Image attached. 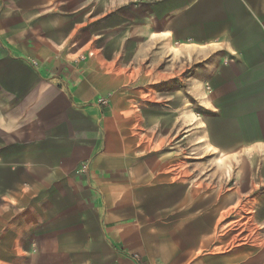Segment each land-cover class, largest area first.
Here are the masks:
<instances>
[{
	"label": "crops",
	"instance_id": "crops-1",
	"mask_svg": "<svg viewBox=\"0 0 264 264\" xmlns=\"http://www.w3.org/2000/svg\"><path fill=\"white\" fill-rule=\"evenodd\" d=\"M167 48L176 61L186 54L191 86L208 87L206 139L226 149L236 189L255 197L264 226V0H0V264H71L62 215L80 205L87 186L117 195L124 178L134 186L164 178L166 131L146 111L166 119L168 96L150 90L181 81L178 68L160 70L143 88L149 103L141 124L115 122L121 98L134 106L129 70L153 68L147 54ZM107 95L109 104L99 105ZM193 125L185 120L187 134ZM139 132L144 140L158 134L155 150L147 141L136 149ZM84 163L87 174L76 175ZM122 232L106 235L117 244ZM143 240L165 255L161 236Z\"/></svg>",
	"mask_w": 264,
	"mask_h": 264
},
{
	"label": "rangeland",
	"instance_id": "rangeland-1",
	"mask_svg": "<svg viewBox=\"0 0 264 264\" xmlns=\"http://www.w3.org/2000/svg\"><path fill=\"white\" fill-rule=\"evenodd\" d=\"M166 50L147 54V60L155 62L153 68L129 70L128 84L136 89L130 99L134 106L128 110L127 100L121 98L115 122L127 125L136 118L135 123L141 124L143 107L148 109L149 103L142 97L143 88L158 77L160 70L169 73L178 68L181 81L168 78L160 88L157 85L150 90L156 93L161 89L168 96L162 101L167 105L163 110L166 119H159L152 109L146 111L147 117L156 116V123L161 122L166 131L161 134L166 136L161 152L166 155L161 162L166 165L165 176L146 186L142 181L134 186L124 178L117 195L110 188L104 193L87 186L78 200L80 205L69 207L62 215L71 236L70 244L64 245L65 254L69 252L71 264H264V226L256 219V199L239 193L238 182L233 180L234 167L226 168V149L214 148L202 127L209 113L201 96L208 87L191 86L186 80L191 71L189 59L185 63L186 54H176V61L174 49ZM122 56L130 59L132 54ZM141 56L134 54V61L143 66ZM202 67L200 63V74L204 72ZM123 79L121 75L120 83ZM175 91L182 92L180 100L169 99V93ZM192 92L200 99L196 100ZM175 105H181L180 113ZM185 120H194L189 134ZM135 136L137 150L142 151L146 141L147 148L155 150L153 137L158 134H151L149 140H144L140 132ZM169 200L172 203L163 204ZM109 216L120 220L104 224ZM118 228L123 232L115 244L106 234ZM146 233L161 236L164 256L155 247L146 246Z\"/></svg>",
	"mask_w": 264,
	"mask_h": 264
},
{
	"label": "built area",
	"instance_id": "built-area-1",
	"mask_svg": "<svg viewBox=\"0 0 264 264\" xmlns=\"http://www.w3.org/2000/svg\"><path fill=\"white\" fill-rule=\"evenodd\" d=\"M84 60H85V57H84V56H80V57L76 60V62H82V61H84ZM34 65H37V62H34ZM110 97H111L110 95H107V96H105V97H101V98H99V99L97 100V103H98L99 105H108L109 102H110ZM88 169H89L88 164L84 163V164H82V165L79 167V169L76 171V175H78V176H84V175L87 174Z\"/></svg>",
	"mask_w": 264,
	"mask_h": 264
}]
</instances>
